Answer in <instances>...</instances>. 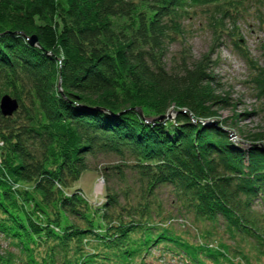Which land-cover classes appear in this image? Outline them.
I'll return each mask as SVG.
<instances>
[{"label": "trees", "instance_id": "trees-1", "mask_svg": "<svg viewBox=\"0 0 264 264\" xmlns=\"http://www.w3.org/2000/svg\"><path fill=\"white\" fill-rule=\"evenodd\" d=\"M238 1L0 0V101H19L0 109V264H147L155 250L166 264H264V135L245 149L200 122L224 102L206 55L164 62L193 7L209 4L218 35ZM252 80L264 102V76ZM172 102L191 113L160 118ZM100 156L118 163L96 205L76 184ZM162 190L198 235L173 226Z\"/></svg>", "mask_w": 264, "mask_h": 264}, {"label": "rangeland", "instance_id": "rangeland-1", "mask_svg": "<svg viewBox=\"0 0 264 264\" xmlns=\"http://www.w3.org/2000/svg\"><path fill=\"white\" fill-rule=\"evenodd\" d=\"M238 3H234V10L240 12V15L235 13L236 25L226 21L218 35L210 26L207 7L209 4L193 7L191 16L184 20L186 36L181 35L180 41L176 40L169 44L164 62L168 68L174 66V62H177L176 57L184 47L190 50L195 60L206 55V59L212 61L210 72L218 83L217 91L222 95L224 102L214 104L211 112L215 115L200 122L206 124L210 121L219 124L228 132L229 139L234 144L247 149L253 141L248 140V137L264 135V102L258 96V89L252 80L257 72L264 76V0H240ZM236 41L240 47L235 45ZM257 66L261 69L256 70ZM179 110L191 113L187 107H180L172 102L167 113L160 118L175 117ZM254 144L264 145V139L257 140ZM116 163H118L116 157H97L93 168L76 184L83 189L93 204L104 202L106 198L104 173H110L106 167ZM160 197L166 209L175 216L172 223L178 232L191 237L198 235L197 222L191 215L177 210L178 205L173 194L168 190H162ZM257 209L263 210L264 207L257 204ZM11 249L12 246L0 238V253L6 254V251H12ZM162 255L168 256L167 259L174 263L177 262L174 258L170 259L172 255L167 251L155 250L147 257V264H156Z\"/></svg>", "mask_w": 264, "mask_h": 264}, {"label": "water", "instance_id": "water-1", "mask_svg": "<svg viewBox=\"0 0 264 264\" xmlns=\"http://www.w3.org/2000/svg\"><path fill=\"white\" fill-rule=\"evenodd\" d=\"M32 44L38 43V38L36 35L30 38ZM19 108V101L17 98L11 96L10 94H4L0 101V109L2 113L6 116L13 115L15 111Z\"/></svg>", "mask_w": 264, "mask_h": 264}]
</instances>
